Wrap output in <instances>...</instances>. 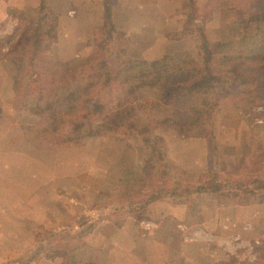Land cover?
Instances as JSON below:
<instances>
[{
    "label": "rangeland",
    "instance_id": "obj_1",
    "mask_svg": "<svg viewBox=\"0 0 264 264\" xmlns=\"http://www.w3.org/2000/svg\"><path fill=\"white\" fill-rule=\"evenodd\" d=\"M260 8L264 0H0V188L23 212L16 257L0 254V264H264V65L243 63L206 127L189 132L159 126L155 94L117 72L180 52L201 62L198 29L235 39L243 14ZM22 30L29 37L14 48ZM70 94L75 111L62 110ZM118 109L116 126L105 115ZM79 119L113 128L73 131ZM206 180L222 192L169 200L176 181ZM70 227L75 249L53 250Z\"/></svg>",
    "mask_w": 264,
    "mask_h": 264
},
{
    "label": "trees",
    "instance_id": "obj_2",
    "mask_svg": "<svg viewBox=\"0 0 264 264\" xmlns=\"http://www.w3.org/2000/svg\"><path fill=\"white\" fill-rule=\"evenodd\" d=\"M106 15H110L108 8H106ZM243 15L244 17L240 18L239 33L235 39L209 41L203 30L198 29L201 35L199 42L201 62H196L187 52H180L176 55H164L151 62L125 61L118 69L117 72L124 74L123 83H134L137 88H148L155 94L154 100L159 113L156 122L161 124L159 126L164 124L180 132L205 128L206 122L214 114L216 106H213L216 104L219 93L229 94L231 92L229 87L236 83L238 78L245 76L244 70L241 69L243 68L242 64L253 62L264 65V8L250 10ZM50 30L51 24L46 26L43 33L36 30V42H41L45 32L48 33ZM28 34L27 30H22L18 34L14 48L21 41L27 40ZM74 98L75 96L70 94L69 103L62 105L61 109L75 111ZM101 105L98 102L94 103L92 108L81 114V119L91 115L95 109L97 111ZM99 112L102 113L103 111L100 110ZM107 114L105 115L108 118L107 121L118 126L116 120H119L122 111L118 109ZM159 116H163V119H160ZM50 117H54V112L50 114ZM81 119L70 123L73 131L88 134V132L93 131V127L97 131H101L99 127L113 128V125L109 123L103 122L98 127L91 123L85 124ZM222 190V183H215L213 180L186 186H182L179 181H176L174 187L167 192H169L168 196L171 203L186 204L204 192H222ZM176 195H179L180 199H173L172 196ZM191 195L194 196L190 197ZM160 196L158 194L147 199V203L160 199ZM130 213L137 217L140 214L135 210L130 211ZM72 229L73 227H70V234L62 238V242L56 241L53 250L59 249L60 251L61 248H68L72 251L75 249V245L70 248L67 244ZM82 234L77 231L79 241ZM51 235L64 236L55 235V232H51ZM51 240L49 238L45 242L49 243Z\"/></svg>",
    "mask_w": 264,
    "mask_h": 264
},
{
    "label": "crops",
    "instance_id": "obj_3",
    "mask_svg": "<svg viewBox=\"0 0 264 264\" xmlns=\"http://www.w3.org/2000/svg\"><path fill=\"white\" fill-rule=\"evenodd\" d=\"M21 213L23 212L20 209H17V199L11 198L10 193H2L0 188V254H3L4 256L7 254L6 257L8 259L16 257L15 251L11 249L9 245L16 242V239L18 238L17 216ZM32 230V227H27L25 220L24 234H26L27 231H30L31 233Z\"/></svg>",
    "mask_w": 264,
    "mask_h": 264
}]
</instances>
